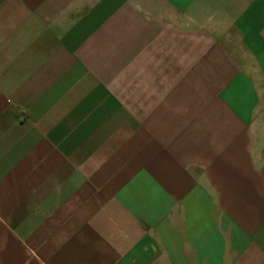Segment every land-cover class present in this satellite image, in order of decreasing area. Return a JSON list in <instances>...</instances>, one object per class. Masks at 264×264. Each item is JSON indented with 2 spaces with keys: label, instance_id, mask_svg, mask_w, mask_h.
Segmentation results:
<instances>
[{
  "label": "crops",
  "instance_id": "crops-1",
  "mask_svg": "<svg viewBox=\"0 0 264 264\" xmlns=\"http://www.w3.org/2000/svg\"><path fill=\"white\" fill-rule=\"evenodd\" d=\"M0 264H264V0H0Z\"/></svg>",
  "mask_w": 264,
  "mask_h": 264
}]
</instances>
